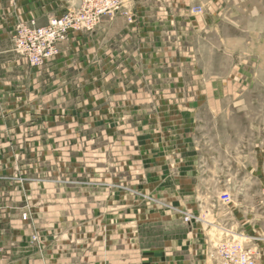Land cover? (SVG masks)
I'll return each instance as SVG.
<instances>
[{
	"label": "crops",
	"instance_id": "1",
	"mask_svg": "<svg viewBox=\"0 0 264 264\" xmlns=\"http://www.w3.org/2000/svg\"><path fill=\"white\" fill-rule=\"evenodd\" d=\"M80 2L0 0V11L14 21L46 25ZM152 20L153 16L136 12L129 23L118 12L105 16L94 31H70L59 44L57 59L43 66L32 67L14 52L0 65V264H221L215 252L220 240L214 246L201 224L158 214L155 222L163 223L167 236L144 237L138 232L141 220L132 224L121 216L111 219L115 208L108 188L96 192L87 183L79 188V183H69L94 174L76 175L73 166L80 159L67 157L63 149L102 148L97 175L109 180L116 165L120 179L125 171L121 151L128 117L140 123L132 132L153 133V126L142 123L143 110H158L155 101L196 100L202 107L226 98L231 81L206 66L199 71L198 91L189 92L191 73L185 53L190 49L185 48V32H159ZM11 33L0 32V39L10 38ZM255 49L253 44L251 51ZM172 111L175 114L174 105ZM187 112L181 108L177 115L187 116ZM88 133H102V141ZM142 137H136L139 145L144 143ZM145 141L150 156L140 161L141 175L166 183L167 195L176 206L197 212L203 189L192 160L173 155L164 161L154 151L158 142ZM112 149L119 150L118 158L112 159ZM55 179L71 187L49 188ZM95 197L102 203L96 205ZM116 209L121 213L125 206ZM94 213L102 215L95 219ZM111 229H118V234L101 237L96 231ZM34 234L39 243L33 241Z\"/></svg>",
	"mask_w": 264,
	"mask_h": 264
},
{
	"label": "rangeland",
	"instance_id": "2",
	"mask_svg": "<svg viewBox=\"0 0 264 264\" xmlns=\"http://www.w3.org/2000/svg\"><path fill=\"white\" fill-rule=\"evenodd\" d=\"M118 12L127 22L126 13L133 17L136 12L153 16L151 22L158 24L159 32H185V48L190 49L185 53V57L189 55L185 64L190 66V93L198 91L199 71L205 66L231 81V85L226 88L224 100L206 102L202 107L196 100L155 101L158 110H143L142 123V126H153L156 130L153 133L132 132L135 124L140 123L128 117L125 149L121 151L123 178L119 179L116 165L111 167L109 180L97 175L101 174V165L97 162L101 163L102 148L81 145L78 149H63L67 157L80 159L76 161L78 165L73 166L76 175L94 174L88 180H70L69 183H79L78 188L87 183L96 192L108 188L111 206L115 208L111 209V219L118 220L121 216L132 224L141 220L138 232L144 237L167 236L165 227L161 226L163 223L155 222L158 214L179 216L184 223L189 215L198 220L192 223L204 226L214 246L226 235L225 229L243 234L249 239L247 244L257 249L259 264H264V0H124ZM9 18L10 15L0 11V32L14 33L24 22ZM45 23L37 22L40 26ZM12 33L10 38L0 39V65L13 52L24 58L15 51ZM253 44L255 52L251 51ZM145 103L151 105L152 102ZM181 108L189 111L187 116L177 115ZM95 115L101 118V113ZM151 115L156 116L153 125ZM172 121L175 126H171ZM88 135L102 141V133ZM138 135L143 136L142 145L136 139ZM82 136L79 134L80 140ZM150 138L158 142L154 151L164 161L171 160L173 155L192 160L191 168L197 171L203 189L197 212L176 206L167 195L166 183H156L148 179L146 173L141 175L140 161L150 156L147 147L150 145L145 140ZM119 153L118 149H112V159L118 158ZM51 176L54 178L53 174ZM60 182L55 179L48 187H71ZM94 202L101 204L102 198L95 197ZM119 205L125 206L121 213L116 209ZM101 215L94 213L95 219ZM96 231L101 237H112L119 232L118 229ZM130 231L132 229H127L128 233Z\"/></svg>",
	"mask_w": 264,
	"mask_h": 264
},
{
	"label": "built area",
	"instance_id": "3",
	"mask_svg": "<svg viewBox=\"0 0 264 264\" xmlns=\"http://www.w3.org/2000/svg\"><path fill=\"white\" fill-rule=\"evenodd\" d=\"M123 5L124 0H81L78 7L62 16L52 17L47 25L40 26L35 20L21 22L12 36L15 51L32 67L43 66L59 55V44L67 40L70 31H94L105 16H113ZM126 15L133 22L134 17ZM262 209L264 212V197ZM22 217L27 219V214ZM185 221L192 223L198 220L187 215ZM225 231V237L216 248L221 264H259L256 248L248 245L242 236L231 230ZM33 241L39 243V236L34 235Z\"/></svg>",
	"mask_w": 264,
	"mask_h": 264
}]
</instances>
